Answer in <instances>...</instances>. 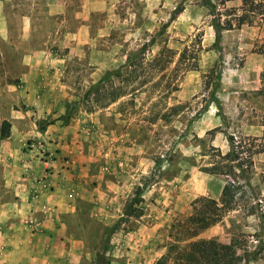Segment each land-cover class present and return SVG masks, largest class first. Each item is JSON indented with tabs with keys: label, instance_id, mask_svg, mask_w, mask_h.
Here are the masks:
<instances>
[{
	"label": "rangeland",
	"instance_id": "374dc122",
	"mask_svg": "<svg viewBox=\"0 0 264 264\" xmlns=\"http://www.w3.org/2000/svg\"><path fill=\"white\" fill-rule=\"evenodd\" d=\"M213 2L0 0V91L29 68L53 79L55 110L32 111V123L56 122L73 148L60 157L71 171L66 264H172L179 237L182 247L234 239L241 264H264V220L244 206L183 239L195 202L221 196L225 177L208 169L218 150L231 136L253 146L264 131V1L242 24L243 0ZM120 86L127 92L109 102ZM24 147L48 159L34 134ZM253 158L259 189L264 153ZM130 205L140 215L125 213Z\"/></svg>",
	"mask_w": 264,
	"mask_h": 264
},
{
	"label": "crops",
	"instance_id": "0c3cea01",
	"mask_svg": "<svg viewBox=\"0 0 264 264\" xmlns=\"http://www.w3.org/2000/svg\"><path fill=\"white\" fill-rule=\"evenodd\" d=\"M41 78L29 68L18 88L6 82V92L0 91L4 100L0 101V264H47L52 258L56 264L58 257L63 260L57 263L66 264L71 253L64 216L72 208L65 194L71 171L64 168L60 157L73 148L63 139L64 129L57 131L56 122L42 129L32 123V111L49 114L55 110V82L47 79L45 84ZM5 119L10 130L2 136ZM32 134L48 148V159L40 158L36 147H24Z\"/></svg>",
	"mask_w": 264,
	"mask_h": 264
},
{
	"label": "trees",
	"instance_id": "16d2710c",
	"mask_svg": "<svg viewBox=\"0 0 264 264\" xmlns=\"http://www.w3.org/2000/svg\"><path fill=\"white\" fill-rule=\"evenodd\" d=\"M202 3L213 11L215 5L213 0H201ZM226 1V0H221ZM260 1L264 0H243L241 13L237 15V23L242 24L248 21L254 7ZM215 25L231 28L233 22L223 26L219 19H215ZM262 50L264 52V36L262 40ZM169 60L168 62H170ZM264 85V71L261 75ZM108 101H114L124 95L127 90L121 86L112 88ZM99 87H96V91ZM73 106V105H72ZM178 112V110H176ZM166 116V115H165ZM51 122V121H50ZM10 130V122L3 120L1 125V135L7 136ZM231 138V148L226 153L218 150L217 159L208 167V169L225 177V183L222 187L221 196L215 198L212 196L202 197L195 202L193 210L188 216L183 226V239H188L198 235L200 232L215 224L223 218L228 212L241 206L255 212L264 220V174L259 182V189L251 181V172L253 171V157L256 153H264V131L259 136V142L250 146L246 140H237ZM256 140V139H255ZM130 206H127L125 213L140 215V212L134 213ZM116 227V226H115ZM180 237L169 243V249L173 253L172 264H241L242 255L238 253V245L235 240L228 243L220 242L215 238L194 239L183 247L180 245ZM168 255H162L156 264H167Z\"/></svg>",
	"mask_w": 264,
	"mask_h": 264
}]
</instances>
